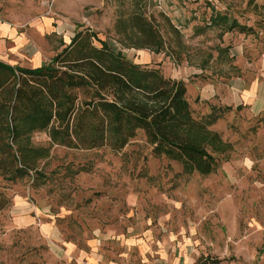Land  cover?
<instances>
[{
	"label": "rangeland",
	"instance_id": "rangeland-1",
	"mask_svg": "<svg viewBox=\"0 0 264 264\" xmlns=\"http://www.w3.org/2000/svg\"><path fill=\"white\" fill-rule=\"evenodd\" d=\"M137 1L173 38L171 46L182 51L180 59L171 54L172 48L156 51L129 45L117 32V19L132 13ZM211 14L217 23H211ZM164 16L182 32V46ZM260 19L264 20V0H0V21L27 34L44 63L77 29L90 28L96 32V44L106 42L165 75L173 62L188 71L227 67L221 60H226L223 49L230 24ZM12 59L29 67L36 63L31 58ZM231 109L223 110L227 124L218 125V131L233 149L209 175L184 173L177 161L153 155L139 131L120 151L53 145L38 172L15 182L0 176L11 198L0 211V264H84L65 257V242L88 250L96 230L110 240L120 234L135 241L142 238L157 248L166 247L173 256L191 249L192 264H264V116ZM32 140L35 145L50 143L44 131L35 132ZM17 196L34 207L37 223H16L11 207ZM39 219L55 228L54 239L42 230ZM102 247L109 250L110 244L102 241Z\"/></svg>",
	"mask_w": 264,
	"mask_h": 264
},
{
	"label": "trees",
	"instance_id": "trees-1",
	"mask_svg": "<svg viewBox=\"0 0 264 264\" xmlns=\"http://www.w3.org/2000/svg\"><path fill=\"white\" fill-rule=\"evenodd\" d=\"M135 5L116 21L125 42L156 51L172 48L173 38L158 20L141 10L140 1ZM164 21L182 46V32L168 17ZM96 39L90 28L77 29L49 62L34 68L0 60V176L15 182L38 172L53 145L120 151L139 131L153 155L177 161L184 173L214 172L233 149L212 128L219 116L194 112L183 79L136 62L106 42L98 45ZM181 53L171 50L179 59ZM42 131L49 145L34 144L33 134ZM10 201L0 184V211Z\"/></svg>",
	"mask_w": 264,
	"mask_h": 264
},
{
	"label": "crops",
	"instance_id": "crops-1",
	"mask_svg": "<svg viewBox=\"0 0 264 264\" xmlns=\"http://www.w3.org/2000/svg\"><path fill=\"white\" fill-rule=\"evenodd\" d=\"M209 19L215 21L213 14ZM218 17V15H217ZM224 17V16H222ZM225 19H228L225 17ZM216 23L218 20L215 21ZM226 48L223 49L226 60H221L227 67L216 72L206 68L187 70L173 62L167 73L175 79H183L187 84L188 100L197 114H210L214 111L219 117L213 124L216 130L221 123L227 124L228 113L223 110L232 108L231 112L240 111L253 117L264 116V20L247 24L233 20L228 27ZM71 41V39H70ZM69 43V42H68ZM67 45V44H66ZM65 45V46H66ZM30 59L36 62L31 68L45 64L42 52L30 43L29 36L20 32L18 27L0 21V60L12 65L13 59ZM224 58V56L222 55ZM173 67V68H172ZM18 225H32L37 218L32 214L33 208L23 197L17 196L11 207ZM46 211V210H45ZM42 230L55 238V228L48 222H42ZM96 238L89 240L88 250L79 249L73 241H66L65 257L77 258L84 264H192L193 253L179 252L171 254L166 247L148 244L144 239L132 240L124 234L115 235L113 239L102 237L100 230L95 231ZM112 235V234H111ZM111 238V236H110ZM109 239V240H108ZM107 242L109 250L104 247ZM138 251L133 255V251ZM77 251L75 254L74 252Z\"/></svg>",
	"mask_w": 264,
	"mask_h": 264
}]
</instances>
